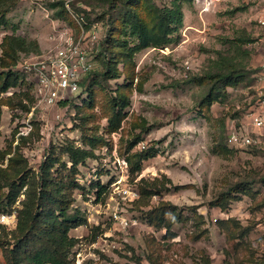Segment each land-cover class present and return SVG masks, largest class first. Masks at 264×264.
<instances>
[{
	"label": "rangeland",
	"instance_id": "1",
	"mask_svg": "<svg viewBox=\"0 0 264 264\" xmlns=\"http://www.w3.org/2000/svg\"><path fill=\"white\" fill-rule=\"evenodd\" d=\"M65 1H0V264H8L29 188L11 203L9 183L37 179L49 156L54 176L78 184L70 213L86 222L70 231L78 239L73 264H264V148L235 147L227 136L256 100L264 0H185L182 26L159 45H142L131 9L150 28L158 16L153 5L172 0H74L86 27L99 23L91 87L68 103L40 107L26 67L37 52L18 51L15 63L4 46L21 37L42 52L53 20L78 28ZM115 58L117 78L105 75ZM219 73L233 82L217 83L211 76ZM7 82L14 85L4 89ZM78 149L93 155L75 175L69 150ZM97 182L106 186L100 197ZM123 186L139 199L124 200ZM228 192L237 199L216 203ZM116 210L132 223L115 220Z\"/></svg>",
	"mask_w": 264,
	"mask_h": 264
},
{
	"label": "trees",
	"instance_id": "2",
	"mask_svg": "<svg viewBox=\"0 0 264 264\" xmlns=\"http://www.w3.org/2000/svg\"><path fill=\"white\" fill-rule=\"evenodd\" d=\"M128 1L130 4L133 2V0ZM184 1L172 0L171 6L165 8H159L153 5L156 8L154 10L158 16H156L155 24L150 28L144 20L137 17L135 9H131L135 15L129 17V22L133 32L139 35L142 45H147L151 41L158 45L172 41L171 35L177 32L183 24ZM71 4L73 6L75 1L73 0ZM64 10L66 9L64 8ZM8 39L10 43L9 45L4 44V53L15 57V63L18 60V57L15 55L18 51L25 53L40 51V45L37 41L32 42L30 46L25 38L9 37ZM103 41L98 54V58L101 60L103 57L105 58L108 47V39ZM120 50L123 51L122 48ZM119 62V58L108 60V68L105 75H110L115 78L120 77L121 71L118 69ZM89 74L81 82L82 87H85V94H87L91 87L89 85L91 81ZM211 77L217 83L225 81L226 85H230L234 79L233 76H228L224 73L215 74ZM13 85V82H7L4 89H8ZM33 98H35L34 95ZM122 99L127 98L123 96ZM115 105H118V102ZM92 140L96 141L97 138H92ZM247 148L260 147L251 146ZM69 152L73 162L69 171L78 175L77 166L79 163L85 161L93 153L81 149L76 151L69 150ZM125 160L128 164L127 159ZM56 163V160H53L49 156L42 164L40 168L41 172L37 179L32 178L27 182V180L24 181L23 175L20 178L21 180L16 179L9 183L10 189L7 194V199L11 203L16 202L26 183H29V188L25 192L26 198L22 201L23 207L18 210V226L16 233H14V243L5 253L8 264H73L70 258V252L78 242V239L71 236L70 231L83 225L86 220L77 214L70 213L74 203L72 197L73 190L77 188L78 184L75 182V178H71V176L68 180H65L64 176H54L53 168ZM63 165L65 168L67 167V164ZM75 175L73 177H76ZM96 186L98 189L96 193L100 197L106 191V186L100 182H97ZM138 199L131 202H136ZM232 199H237V196L233 192L223 193L217 199L216 203H220L222 200ZM151 264L156 263L151 260Z\"/></svg>",
	"mask_w": 264,
	"mask_h": 264
},
{
	"label": "built area",
	"instance_id": "3",
	"mask_svg": "<svg viewBox=\"0 0 264 264\" xmlns=\"http://www.w3.org/2000/svg\"><path fill=\"white\" fill-rule=\"evenodd\" d=\"M72 1L66 0L65 8L78 28L61 19L53 20L47 47L42 52L32 54L26 61L27 69L34 74L33 93L36 105L40 107L52 108L65 104L72 96L81 94V82L93 69L94 45L100 38L99 23L86 27L84 15L75 14ZM257 21L264 28V14L259 15ZM227 136L235 147L264 148V64L258 74L256 100L246 121L233 124ZM120 192L124 200L133 201L139 197L138 191L129 186H123ZM113 216L125 227L132 223L117 210Z\"/></svg>",
	"mask_w": 264,
	"mask_h": 264
},
{
	"label": "crops",
	"instance_id": "4",
	"mask_svg": "<svg viewBox=\"0 0 264 264\" xmlns=\"http://www.w3.org/2000/svg\"><path fill=\"white\" fill-rule=\"evenodd\" d=\"M45 41L47 42V44H46V45H48V41H47V39H46Z\"/></svg>",
	"mask_w": 264,
	"mask_h": 264
}]
</instances>
